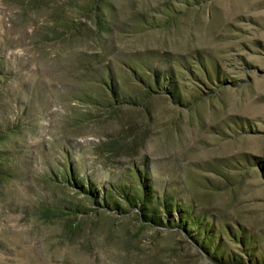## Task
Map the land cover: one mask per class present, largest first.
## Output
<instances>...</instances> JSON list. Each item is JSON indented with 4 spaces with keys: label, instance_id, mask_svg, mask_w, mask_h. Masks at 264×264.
<instances>
[{
    "label": "rangeland",
    "instance_id": "obj_1",
    "mask_svg": "<svg viewBox=\"0 0 264 264\" xmlns=\"http://www.w3.org/2000/svg\"><path fill=\"white\" fill-rule=\"evenodd\" d=\"M0 264H264V0H0Z\"/></svg>",
    "mask_w": 264,
    "mask_h": 264
}]
</instances>
